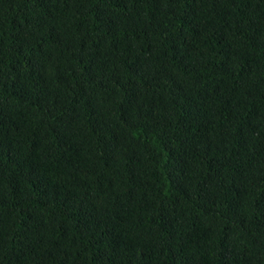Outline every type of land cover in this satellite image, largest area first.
<instances>
[{
  "label": "trees",
  "instance_id": "trees-1",
  "mask_svg": "<svg viewBox=\"0 0 264 264\" xmlns=\"http://www.w3.org/2000/svg\"><path fill=\"white\" fill-rule=\"evenodd\" d=\"M0 264H264V0H0Z\"/></svg>",
  "mask_w": 264,
  "mask_h": 264
}]
</instances>
